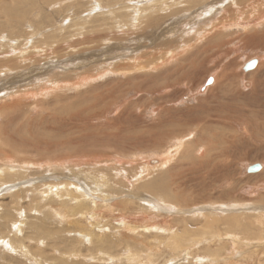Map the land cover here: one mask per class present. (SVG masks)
I'll return each mask as SVG.
<instances>
[{
  "label": "rangeland",
  "instance_id": "374dc122",
  "mask_svg": "<svg viewBox=\"0 0 264 264\" xmlns=\"http://www.w3.org/2000/svg\"><path fill=\"white\" fill-rule=\"evenodd\" d=\"M246 1L0 0V264H264V79L242 71L264 0ZM202 32L225 47L194 53ZM224 67L250 121L230 150L212 136L236 117L207 133L228 113L196 94Z\"/></svg>",
  "mask_w": 264,
  "mask_h": 264
},
{
  "label": "bare ground",
  "instance_id": "6f19581e",
  "mask_svg": "<svg viewBox=\"0 0 264 264\" xmlns=\"http://www.w3.org/2000/svg\"><path fill=\"white\" fill-rule=\"evenodd\" d=\"M224 0H217V2H215V4H221L222 2H223ZM237 1H239V0H237ZM244 1V0H243ZM248 1V0H247ZM246 1V3H249V2H247ZM182 2V1H181ZM253 2H255V1H250V3H252V4H254ZM164 3V2H163ZM167 3H168V1H167ZM237 3H239V2H237ZM188 4V3H187ZM200 4V3H199ZM214 4V5H215ZM232 4V3H231ZM240 4V3H239ZM192 5V4H191ZM190 5V6H191ZM247 5H250V4H247ZM259 5V4H258ZM167 6V5H166ZM172 6V5H171ZM194 6V5H193ZM196 6V5H195ZM238 6V5H237ZM241 6H242V4H241ZM257 6V5H256ZM215 7V6H214ZM229 6H227V8H228ZM234 7V6H233ZM189 8V6H186V4L183 6V9H188ZM216 8H217V6H216ZM243 8V7H242ZM173 9V8H172ZM171 9V10H172ZM178 9H180V8H178ZM178 9H173V11H170L169 12V14H175L177 11L178 12H180V10H178ZM210 9V8H209ZM230 9V8H229ZM228 9V10H229ZM241 9V8H240ZM244 9V8H243ZM235 10V9H234ZM237 10V9H236ZM186 11H188V10H186ZM153 12V11H152ZM194 13V12H193ZM237 13H238V11H237ZM236 14V13H235ZM263 14V13H262ZM171 16H173V15H171ZM224 16H226L225 14H224ZM256 16V15H255ZM166 17V16H165ZM152 19H151V22H149V24L150 23H152V22H155V21H157L158 19L155 17V16H153V17H151ZM167 18V17H166ZM186 18H188V17H186ZM202 18V17H201ZM211 18V17H210ZM221 18V17H220ZM223 18V17H222ZM256 18H257V16H256ZM216 19V18H215ZM219 19V18H218ZM260 19V18H259ZM181 20V19H180ZM180 20H175V22H174V24L173 25H177L179 22L178 21H180ZM209 20V19H208ZM149 21V20H148ZM214 21V20H213ZM244 21H242V23H243ZM255 22V21H254ZM253 22V23H254ZM200 23V22H199ZM204 23V22H203ZM240 23V22H239ZM245 23H247V22H245ZM244 23V24H245ZM252 23V22H251ZM256 23V22H255ZM164 24H166V23H164ZM163 24V25H164ZM210 24V23H209ZM215 24V23H214ZM225 25H227V27H228V25L229 24H225ZM241 26H242V24H240ZM201 26V25H200ZM210 26V25H209ZM212 26V25H211ZM220 26V25H219ZM221 26H222V24H221ZM220 26V27H221ZM205 27V26H204ZM219 27V28H220ZM125 28H126V25H125ZM127 28H128V26H127ZM217 28V27H216ZM164 29H166V28H164ZM163 29V34L165 35V34H171V33H169V32H167L166 30H164ZM213 29V27L211 28V30ZM171 30H172V28H171ZM155 31H157L156 29H155ZM195 31V30H194ZM198 32V31H197ZM201 32V31H200ZM158 32H156V34H157ZM160 33H161V31H160ZM160 33H159V35H160ZM195 33V32H194ZM162 34V33H161ZM163 35V36H164ZM182 35V34H181ZM201 35H202V37L203 38H206V39H208L207 37L209 36V32H205V35H203V32L201 33ZM201 35H200V37H201ZM168 36V35H167ZM198 36V35H197ZM207 36V37H206ZM199 37V36H198ZM210 37V36H209ZM160 38V37H159ZM219 38V37H218ZM199 39V38H198ZM227 39V38H226ZM181 40V39H180ZM171 42H169L170 44H173L174 42H172V40H170ZM188 41V40H187ZM213 41V38L211 39H208L206 42H205V44L202 46V47H200L198 50L196 49V51L194 52V53H197V51L199 52V51H204V48H208V47H206V46H210V47H212V46H214L213 44H214V42L211 44V42ZM219 42H221V41H224V40H218ZM198 42V41H197ZM188 43V42H187ZM218 43V42H217ZM222 43V42H221ZM224 43V42H223ZM221 44L220 45V43L219 44H217L216 46H214V47H216L217 49H215V50H221V48H223V47H225L224 45L225 44ZM169 44V45H170ZM176 43H174V45H175ZM211 44V45H210ZM186 47V46H185ZM185 47H183V48H185ZM209 47V48H210ZM158 49V48H157ZM201 49V50H200ZM212 50V49H211ZM214 50V51H215ZM208 51V50H207ZM213 51V50H212ZM211 51V52H212ZM225 51V50H224ZM181 52V51H180ZM218 52V51H217ZM217 52H215V53H217ZM227 52V51H226ZM229 52V51H228ZM158 54V53H157ZM178 54V53H177ZM201 54H204V53H201ZM200 54V55H201ZM207 54V53H206ZM151 55V54H150ZM196 55H198V54H196ZM219 55V54H218ZM173 56V55H172ZM189 55H186V56H184V58H186V57H188ZM199 56V55H198ZM201 56H203V55H201ZM205 56V55H204ZM172 58V57H171ZM189 58V57H188ZM187 58V59H188ZM206 58H207V56H206ZM173 59H175V57L173 58ZM205 59V58H204ZM252 61V60H251ZM179 63V62H178ZM247 64V63H246ZM256 64H258V65H256ZM195 66V65H194ZM257 66V71L255 72V73H252L251 75H248V77L249 78H251V79H253V81H254V77H256L257 79H258V81L257 82H255L254 81V86L256 87L257 86V83L259 82H261L262 81V79H264V59H262L261 60V63H258V60L256 61V63H255V67ZM191 67H193V66H191ZM254 67V68H255ZM243 68H244V66H243ZM22 69V68H21ZM129 69V68H128ZM183 69V68H182ZM221 69H219V71H220ZM218 71V72H219ZM242 71H243V69H242ZM217 72V71H216ZM249 72V71H248ZM242 73V72H241ZM247 73V72H246ZM239 75V74H238ZM241 76V75H240ZM212 77V79L214 80V86L213 87H211V88H208V89H206V87H204V85L202 86V87H200L199 89H198V91L196 92V94L197 95H203V94H206L207 92V94H206V97L202 100V101H200V104L202 103V104H205L204 106H206L207 108H208V110H215V109H217V108H221L220 110H222L221 112L223 113L224 111L223 110H225V108L226 109H229L230 110V108H227V106H229V104L231 103L230 101L232 100L231 98H228L229 96H228V94H227V92H229V91H226V89H225V86L227 85V83H229L228 81V79H229V77H228V75H227V73H226V68L224 67L223 68V70H222V73L220 72L219 73V75H216V76H211ZM239 77V76H238ZM246 77V76H245ZM213 83V82H212ZM226 84V85H225ZM230 84V83H229ZM251 83L248 81H243L242 82V87L244 88V89H247V88H252L251 87ZM173 86V85H172ZM231 86V85H230ZM228 87V86H227ZM228 89H230V88H228ZM207 90V91H206ZM251 91V90H250ZM249 91V92H250ZM238 92H240L239 90H238ZM234 93V92H233ZM242 93V92H241ZM241 93H240V95H241ZM248 93V92H247ZM244 94V93H243ZM251 94H252V91H251ZM170 95V94H169ZM239 95V94H238ZM242 96V95H241ZM241 96H239V97H241ZM176 97V96H175ZM243 97V96H242ZM245 97H247V96H245ZM249 97V96H248ZM250 97H252V96H250ZM161 99V98H160ZM233 101V100H232ZM230 102V103H229ZM164 103V102H163ZM235 103H237V101L235 102ZM238 104V103H237ZM216 106H217V108H216ZM236 108V107H235ZM243 108V107H242ZM6 109V108H5ZM241 109V108H240ZM239 108H237V111L238 110H240ZM166 110H167V108H166ZM225 111H227V110H225ZM232 111L233 112H236V109H235V111H234V107L232 108ZM232 111H227L226 113H228V115H225L224 113V115L222 114V115H220L219 117V119L218 120H213L214 119V117H211V116H208L207 118H206V120H204V121H202V124H203V128H204V130L206 129V131H207V133L208 132H210L211 130H215V128H214V126L216 127V126H219L220 125V128H221V126H224V128L225 127H227V128H233L232 126H230V125H232L231 124V122H229L228 120L230 119V117H236V124H234V125H239L240 126V128H241V131L239 130L240 128H236V129H238V131H236V129H234L235 131H233V133L232 134H220V136H219V134L217 135V134H213V136H215V135H217L218 137H216V138H214L213 136H212V138L214 139V141H216L217 143L218 142H220L219 144L220 145H223V147L225 146V148L227 147L226 145H230L232 142L233 143H235L234 141L236 140V138H239V137H241V135L242 136H244L245 134H243V133H246L247 132V127L249 126V123H250V121L249 122H247V120L248 119H245V122L246 123H244L243 122V118H245L244 116H246V112L245 113H242V114H244V115H240V113L238 114V115H240V116H238L237 114V116H233L232 115ZM229 112H231V114L229 113ZM238 112H241V111H238ZM243 112V111H242ZM216 113V112H215ZM214 113V114H215ZM230 114V115H229ZM250 115V114H249ZM247 118V117H246ZM234 121H233V123H235ZM238 122V123H237ZM191 125V124H190ZM205 126V127H204ZM211 126H213V128H211ZM198 128H200V129H202L200 126H198ZM222 129V131H224L223 130V128H221ZM203 130V131H204ZM248 130L250 131V129H249V127H248ZM200 131V130H199ZM226 132V131H225ZM201 133H203L202 131H201ZM212 135V134H211ZM206 136V135H205ZM207 138V137H206ZM243 138V137H242ZM208 140V139H207ZM179 142H180V140H179ZM221 147V146H220ZM215 148V147H214ZM230 148H231V145H230V147H229V150H230ZM223 149V148H222ZM221 149V150H222ZM232 149V148H231ZM209 150V149H208ZM221 150H220V152L218 153V154H213V155H215V156H213V161H217V163H218V161H222V160H220V158L222 159H224L223 161H226L227 162V160L226 159H228V156H227V154L226 153H224L223 152V154L221 153ZM227 150V149H226ZM203 152H204V150H203ZM203 152H200V153H202L201 154V156H204V154H206L207 153V149L205 148V152L203 153ZM226 152V151H225ZM169 153V152H168ZM216 153V152H215ZM199 156H200V154H199ZM156 157V156H155ZM167 158V157H166ZM169 158V157H168ZM201 158V157H200ZM211 158V156L209 157V159L207 160V161H201V160H199L198 161V163H199V165H197V166H199V167H201L202 166V164L204 163V164H206V166L207 167H210V165L211 164H213V163H209V162H211V161H209V160H211L210 159ZM219 159V160H218ZM149 161H154V162H156V163H159L160 161L159 160H149ZM148 161V162H149ZM165 161V160H164ZM167 161V160H166ZM216 163V162H215ZM214 163V164H215ZM164 163H162L161 165H163ZM219 164V163H218ZM9 165V164H8ZM156 165H158V164H156ZM3 166H5V165H3ZM215 167H217V166H215ZM252 168H256V169H258L259 171L261 170V168H262V165H255V166H251ZM193 168H196V167H193ZM250 168V167H249ZM248 168V169H249ZM199 169V168H198ZM247 169V171L248 172H250V173H254V172H257L258 170H254V171H252V169H249L248 170ZM191 170V169H190ZM189 170V171H190ZM197 170V169H196ZM200 170H202V169H200ZM204 170V169H203ZM6 171V170H5ZM8 171H10V170H8ZM192 171H194V170H192ZM199 171V170H198ZM208 170H206V172H201L202 174L201 175H196V174H194L193 176L194 177H199V178H204L205 177V175H207V173H209V171L207 172ZM7 172V171H6ZM17 172V171H16ZM19 172V171H18ZM9 173L7 172L6 173V175H8ZM17 173H15V175H16ZM190 174V173H189ZM5 175V176H6ZM4 176V177H5ZM204 176V177H203ZM7 177V176H6ZM10 177V176H9ZM206 177H208V176H206ZM206 177L204 178V179H206ZM14 179V178H13ZM233 179V178H232ZM1 180V179H0ZM201 180V179H200ZM231 180V179H230ZM198 185V184H197ZM100 197V196H99ZM79 206V205H78ZM259 219V218H258ZM264 221V220H263ZM257 222V221H256ZM218 237V236H217ZM216 237V238H217ZM210 240H213V239H210ZM8 243V242H7ZM9 246V245H8ZM33 263H35V262H33Z\"/></svg>",
  "mask_w": 264,
  "mask_h": 264
},
{
  "label": "water",
  "instance_id": "95a60500",
  "mask_svg": "<svg viewBox=\"0 0 264 264\" xmlns=\"http://www.w3.org/2000/svg\"><path fill=\"white\" fill-rule=\"evenodd\" d=\"M256 61H257V60H252V61L248 62V63L244 66V68H243V72L253 70L254 67H255V63H256ZM212 82H213L212 77H209V78L207 79V81L205 82V86H204V87L209 86ZM248 168H249V167H248ZM249 169H252V171H254L256 168H255V167H254V168L250 167ZM249 169H248V170H249ZM256 170H258V169H256Z\"/></svg>",
  "mask_w": 264,
  "mask_h": 264
}]
</instances>
